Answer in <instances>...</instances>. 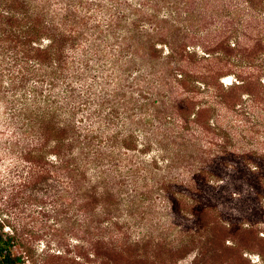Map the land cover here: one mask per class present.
Masks as SVG:
<instances>
[{"label":"trees","instance_id":"1","mask_svg":"<svg viewBox=\"0 0 264 264\" xmlns=\"http://www.w3.org/2000/svg\"><path fill=\"white\" fill-rule=\"evenodd\" d=\"M212 1L0 0L1 149L25 181L62 177L70 210L77 201L99 207L78 218L84 264H113L98 253L97 216L110 231L119 222L129 229L143 200L170 201L184 183L218 178L211 167L230 150L212 119L234 110L228 91L246 81L220 83L221 36L243 21L241 7L227 16ZM120 208L124 218L112 213ZM16 238L0 233L1 264H16ZM53 256L29 248L15 259L50 264Z\"/></svg>","mask_w":264,"mask_h":264},{"label":"rangeland","instance_id":"2","mask_svg":"<svg viewBox=\"0 0 264 264\" xmlns=\"http://www.w3.org/2000/svg\"><path fill=\"white\" fill-rule=\"evenodd\" d=\"M212 5L213 10L223 5L227 16L241 7L236 21H243L234 34L221 36L228 61L220 83L246 81L228 91L238 99L234 110L240 112L221 109L212 119L224 127L220 133L230 152L224 164L211 167L218 178L178 186L172 202L157 194L143 200L145 213L136 210L129 229L119 222L110 231L106 215L97 216L104 230L98 253L113 264H264V0H213ZM220 24L210 25L213 36ZM14 159L1 149L0 119V233L17 236L10 248L14 262L19 264L15 258L31 248L35 256L54 255L50 264H84L76 257L82 235L78 218L95 204L77 201L70 210L62 177L44 172L39 180L25 181ZM112 213L125 216L121 208Z\"/></svg>","mask_w":264,"mask_h":264}]
</instances>
